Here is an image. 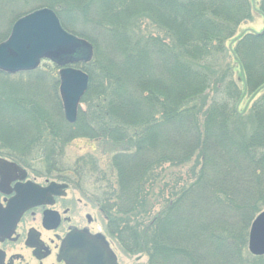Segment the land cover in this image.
Instances as JSON below:
<instances>
[{"label":"trees","instance_id":"obj_1","mask_svg":"<svg viewBox=\"0 0 264 264\" xmlns=\"http://www.w3.org/2000/svg\"><path fill=\"white\" fill-rule=\"evenodd\" d=\"M154 2L155 11L144 6L141 13L145 10L151 22L166 30L167 41L137 38L131 32L134 14L126 21L91 20L102 34L93 62L76 66L90 77L85 108L75 124L62 114L61 123L66 141L109 142L111 162L105 166L113 175L100 170L92 155L78 159L69 171L80 182L100 174L101 191L94 188L92 197L108 220L109 234L127 253L147 255L148 264H264V256L246 250L248 231L264 212V92L248 117L238 112L246 94L264 88V32L244 35L236 43L243 89L232 68L221 65L228 56L225 44L250 18L252 2ZM130 4L119 1L123 8ZM260 9L264 15V1ZM20 96L11 95V111L1 106L7 119L16 115ZM23 103L19 107L25 109ZM134 111L141 116L132 118ZM192 161L187 175L174 173L167 183L171 172L166 165L177 170ZM158 185L163 189L155 194ZM143 194L145 202L137 208L135 198ZM148 198L159 202L158 213H152Z\"/></svg>","mask_w":264,"mask_h":264},{"label":"rangeland","instance_id":"obj_2","mask_svg":"<svg viewBox=\"0 0 264 264\" xmlns=\"http://www.w3.org/2000/svg\"><path fill=\"white\" fill-rule=\"evenodd\" d=\"M119 1L120 0H0V39L1 37L9 38L12 27L18 19L44 8L50 9L55 13H61L67 29L62 25L63 28L67 30V32L90 42L94 47V56L96 54L94 45H99L101 41V36H99V34L101 35L102 31L98 27L90 25V22L94 18H102L101 16L113 18V20L115 18L126 21L129 18L131 19L134 14L135 22L137 23L135 24L136 27L133 28L131 32L135 34L137 38H141L142 36V38H160L164 41L169 39L166 30L151 22L149 20V15L145 13V10L149 12L155 11V5H157V3L154 2V0H136V3H138L136 11L132 9L133 5L136 4H133V2H131L132 0H124L127 4L129 1L133 4H130L131 6L128 7L124 6V8L119 6ZM249 1L252 2L253 7V11L250 12V18L238 27L235 36L225 44L228 50V56H226L225 59L222 57L221 60V65H223L224 68L227 66L232 68V77L237 86L242 89L245 87V79L242 69L235 57L236 43L244 35L261 34L264 32V15L260 11L261 3L264 0ZM144 6H148V9H145L144 12L141 13ZM113 14L114 17H112ZM101 47H103L102 44ZM89 69H91V67ZM80 70L85 73L88 72L82 69ZM59 72L60 68L50 61L44 60L40 68L36 70V73L27 78L19 76L7 77L5 74L0 73V154L16 158L17 160L20 159L22 163L31 166V173L48 177L51 181H55V179L59 178L69 179L71 181V186L67 191L66 202L73 207L72 210L74 214L71 215L74 221L76 223L85 224L84 216L87 214L92 216L95 223L90 227V230L93 231V233L103 234L108 239L117 256L118 264H148L149 259L147 255L139 252L136 254L127 253V251L119 247L114 238L109 234L107 230L108 220H106V216L100 211L98 201L94 200L92 197V193L95 192L94 188L99 192L101 191L102 183L99 180L100 174H91L89 178H87V181L80 183L76 181L77 178L69 171L75 168L74 166L78 159L91 155L96 158L105 169V165H109L111 162V157L107 155V152L112 145L107 141L97 144L93 140L87 138L66 141L64 134L65 126L61 123V114L63 118L65 117L59 93ZM30 81L36 82L37 84H32ZM12 85L13 87H18L21 91L10 87ZM3 90H6L8 94H4ZM263 92L264 88L260 89L252 96L246 94L238 105V112L248 117V109L262 96ZM13 94H20V97H23L21 102L26 104V108H20L19 105L21 102H17L18 109L13 111L16 115L7 119V117L2 115L1 106L8 105L7 109L11 111L12 105H10L11 103L8 101H11V95ZM2 99H5L6 102L2 101ZM24 103L23 105H25ZM83 108L85 107L81 102L82 111ZM142 111L143 110L139 112ZM136 116L140 117L141 115H138V113L134 111L132 118ZM242 122L244 123V121ZM131 133L132 131H129V135H131ZM193 163L194 161L177 170L166 165L169 172H171L167 178V183L173 181L174 173L187 175L190 169L193 168ZM103 168L100 170L108 172L110 177H112V170L106 167L107 170L105 169L104 171ZM162 189L163 186L158 185L154 188L153 192L159 194ZM98 191H96V194L99 193ZM143 202H145V194L135 198V205L137 208ZM147 203L149 207L152 208L153 214L161 210V205L158 204L159 202L155 203V200L152 202L150 198H148ZM250 229L248 231L246 243V250L249 254Z\"/></svg>","mask_w":264,"mask_h":264},{"label":"water","instance_id":"obj_3","mask_svg":"<svg viewBox=\"0 0 264 264\" xmlns=\"http://www.w3.org/2000/svg\"><path fill=\"white\" fill-rule=\"evenodd\" d=\"M93 57V45L67 32L55 12L44 8L20 18L14 24L9 38L0 44V72L9 75L32 72L39 68L43 60L52 62L60 68L59 93L65 120L75 124L90 80L85 72L73 66L88 64ZM54 188L56 185L51 184L46 191ZM58 188L64 189L66 186ZM38 195L32 187L18 192L8 209L14 214V224L26 210L35 205L31 199ZM102 238L101 235L85 233L69 235L61 250V259L66 264H118L114 252ZM248 248L253 256H264V212L252 223Z\"/></svg>","mask_w":264,"mask_h":264},{"label":"flooded vegetation","instance_id":"obj_4","mask_svg":"<svg viewBox=\"0 0 264 264\" xmlns=\"http://www.w3.org/2000/svg\"><path fill=\"white\" fill-rule=\"evenodd\" d=\"M0 160L7 162H0V264H66L61 259V250L69 235L99 234L90 230L95 223L92 216H84L85 224L74 221L73 207L66 202L69 179L51 181L31 173V166L20 159L0 154ZM51 183L65 185L67 189L46 191ZM27 187L34 188L39 195L31 199L35 205L14 224V214L5 211L18 192ZM106 241L111 246L107 238Z\"/></svg>","mask_w":264,"mask_h":264}]
</instances>
